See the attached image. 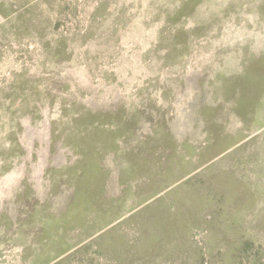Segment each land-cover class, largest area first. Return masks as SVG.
<instances>
[{"label": "rangeland", "instance_id": "obj_1", "mask_svg": "<svg viewBox=\"0 0 264 264\" xmlns=\"http://www.w3.org/2000/svg\"><path fill=\"white\" fill-rule=\"evenodd\" d=\"M262 48L264 0H0V264H127L107 242L115 235L128 264H264V83L243 71ZM175 71L194 103L219 104L209 132L193 114L182 187L170 182L160 210L129 211L128 225L73 208L75 156L91 148L76 131L81 102L170 90ZM46 161L62 167L63 199L57 177L46 193Z\"/></svg>", "mask_w": 264, "mask_h": 264}, {"label": "crops", "instance_id": "obj_2", "mask_svg": "<svg viewBox=\"0 0 264 264\" xmlns=\"http://www.w3.org/2000/svg\"><path fill=\"white\" fill-rule=\"evenodd\" d=\"M263 54V48L256 50L243 68V71L246 69L250 73L253 85L257 81L264 83V65L261 64ZM259 65L261 69L256 71ZM176 72L170 90L165 87L158 92L141 89L126 94L113 89L97 92L91 100L81 102L79 120L86 117L87 123L81 127L77 125L76 131L82 136L81 139L89 136L91 148L89 154L85 148L84 154L80 151L75 156L73 190L68 199L73 208L82 210L83 205H91L85 209L116 211V219L107 225L108 228L122 221L128 225L132 218L129 211H136L133 212L135 215L140 211L160 210L155 206L156 202L163 199V193L170 190V182L182 187L184 182L181 181L187 170L191 169L188 166L194 162L192 151L196 141L186 133L195 128L193 114L203 117L201 128L209 132L211 121L205 117L217 114L219 104L207 95L204 98L201 96L200 101L194 103L187 92L179 91V76ZM180 80L184 81L183 75ZM259 91L263 92L264 97L263 86L259 87ZM205 143L209 147V140ZM46 163L42 170L46 193L51 194V179L57 177L52 188L63 199L65 176L62 167L58 165L56 168L50 161ZM51 168H56V176ZM25 191L40 194L34 186L26 187ZM95 196L98 204L93 208ZM47 199V207L50 208V195ZM192 210L193 207H190V218ZM139 216L142 219L145 214ZM145 217L142 223L138 219L142 233L152 226V222L146 221ZM147 224L148 227H145ZM142 238L148 239L146 236ZM107 242H111V249L118 254L117 258L128 264L130 246L127 240L115 235L110 236ZM141 257L145 261L151 256L143 253Z\"/></svg>", "mask_w": 264, "mask_h": 264}]
</instances>
